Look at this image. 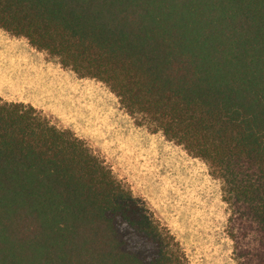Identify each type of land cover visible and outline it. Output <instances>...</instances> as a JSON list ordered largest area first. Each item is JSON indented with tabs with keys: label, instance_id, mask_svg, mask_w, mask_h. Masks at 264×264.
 <instances>
[{
	"label": "trees",
	"instance_id": "obj_1",
	"mask_svg": "<svg viewBox=\"0 0 264 264\" xmlns=\"http://www.w3.org/2000/svg\"><path fill=\"white\" fill-rule=\"evenodd\" d=\"M0 29L203 161L235 263L264 264V0H0ZM0 264L187 263L82 139L0 99Z\"/></svg>",
	"mask_w": 264,
	"mask_h": 264
},
{
	"label": "rangeland",
	"instance_id": "obj_2",
	"mask_svg": "<svg viewBox=\"0 0 264 264\" xmlns=\"http://www.w3.org/2000/svg\"><path fill=\"white\" fill-rule=\"evenodd\" d=\"M0 99L32 105L82 139L168 229L187 264H236L220 182L183 147L138 125L102 82L0 29Z\"/></svg>",
	"mask_w": 264,
	"mask_h": 264
},
{
	"label": "crops",
	"instance_id": "obj_3",
	"mask_svg": "<svg viewBox=\"0 0 264 264\" xmlns=\"http://www.w3.org/2000/svg\"><path fill=\"white\" fill-rule=\"evenodd\" d=\"M8 102V101H7ZM19 103H21V102H19Z\"/></svg>",
	"mask_w": 264,
	"mask_h": 264
}]
</instances>
